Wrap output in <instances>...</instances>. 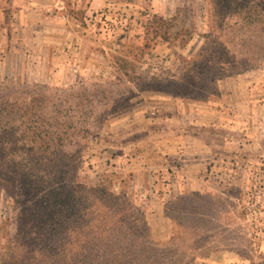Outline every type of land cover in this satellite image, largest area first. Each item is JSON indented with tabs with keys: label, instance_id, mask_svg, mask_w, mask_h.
Wrapping results in <instances>:
<instances>
[{
	"label": "rangeland",
	"instance_id": "rangeland-1",
	"mask_svg": "<svg viewBox=\"0 0 264 264\" xmlns=\"http://www.w3.org/2000/svg\"><path fill=\"white\" fill-rule=\"evenodd\" d=\"M239 2L0 0V148L59 119L51 150L138 217L123 261L264 264V5ZM6 188L0 264H59L17 241Z\"/></svg>",
	"mask_w": 264,
	"mask_h": 264
},
{
	"label": "trees",
	"instance_id": "trees-1",
	"mask_svg": "<svg viewBox=\"0 0 264 264\" xmlns=\"http://www.w3.org/2000/svg\"><path fill=\"white\" fill-rule=\"evenodd\" d=\"M238 1L240 5L246 2ZM260 2L264 5V0L257 4ZM237 14L239 11L230 16ZM239 17L252 21L259 13L248 8ZM53 120L54 132L44 130L42 121L29 129L16 127L15 133L2 137L7 141L0 148V183L10 186L6 190L18 208L17 241L49 262L132 264L122 260V252L129 250L117 243L135 235L138 217L130 209L129 199L109 193L107 185L91 187L76 181L77 157L62 148H50L63 139L56 134L60 120ZM54 163L58 164L56 171ZM111 253H116L115 261L109 257Z\"/></svg>",
	"mask_w": 264,
	"mask_h": 264
}]
</instances>
